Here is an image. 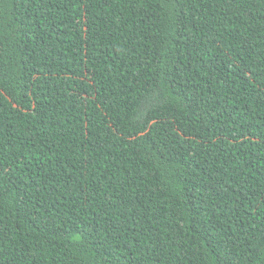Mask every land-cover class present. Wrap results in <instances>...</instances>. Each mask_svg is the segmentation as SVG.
<instances>
[{"label": "trees", "instance_id": "trees-1", "mask_svg": "<svg viewBox=\"0 0 264 264\" xmlns=\"http://www.w3.org/2000/svg\"><path fill=\"white\" fill-rule=\"evenodd\" d=\"M0 264H264V0H0Z\"/></svg>", "mask_w": 264, "mask_h": 264}]
</instances>
